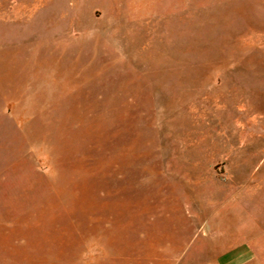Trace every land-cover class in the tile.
<instances>
[{"label": "rangeland", "instance_id": "rangeland-1", "mask_svg": "<svg viewBox=\"0 0 264 264\" xmlns=\"http://www.w3.org/2000/svg\"><path fill=\"white\" fill-rule=\"evenodd\" d=\"M0 264H264V0H0Z\"/></svg>", "mask_w": 264, "mask_h": 264}, {"label": "trees", "instance_id": "trees-1", "mask_svg": "<svg viewBox=\"0 0 264 264\" xmlns=\"http://www.w3.org/2000/svg\"><path fill=\"white\" fill-rule=\"evenodd\" d=\"M117 129L118 130L120 129V125L116 126V128L114 127L115 131H117ZM95 135H96V133L93 131V129H91L89 127L85 131V163L86 164L90 163V161H94V160L98 159V155H99L100 151H106L108 153L110 151L109 149H107V143H106V145L105 144L103 145V143L98 142L97 139L95 138L96 137ZM102 137H105V136L102 135ZM112 168H114V167H112ZM91 173H92L91 171H88L85 173V191L86 192L89 190L90 191L94 190L92 187L94 186V184L97 181H105L106 183L110 184V182L106 178H103L101 180H99V178L97 179V176H98L97 171L92 173V174ZM100 183L101 182H99V184ZM96 191L98 192V195H96L97 197H96V199H94V201L97 202L98 204L100 203V204L106 205L108 203V202H106V200L108 198V194H110V192L112 191L111 188L108 187L107 190L101 188V189H97ZM89 217H92V216L85 212V218L88 219Z\"/></svg>", "mask_w": 264, "mask_h": 264}]
</instances>
